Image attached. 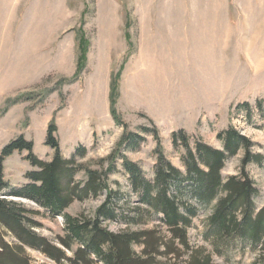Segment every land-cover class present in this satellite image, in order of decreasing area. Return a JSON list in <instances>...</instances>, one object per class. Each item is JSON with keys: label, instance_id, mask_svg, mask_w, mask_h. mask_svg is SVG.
I'll return each mask as SVG.
<instances>
[{"label": "rangeland", "instance_id": "rangeland-1", "mask_svg": "<svg viewBox=\"0 0 264 264\" xmlns=\"http://www.w3.org/2000/svg\"><path fill=\"white\" fill-rule=\"evenodd\" d=\"M0 2L7 10L12 8L11 21L20 19L18 27H0V39L3 32L7 36L5 46H0V153L24 136L34 143L39 158L51 160L54 151L46 145V138L50 123L55 121L63 155L71 158L83 146L88 155L79 162L101 168L98 162L115 153L125 131L111 114V83L118 77L116 108L123 122L137 133L153 123L175 166L182 167L172 134L180 129L223 149L217 136L233 127L252 140L256 153L264 154V0ZM81 32L89 49L86 68L79 75ZM10 34L16 39L17 56L24 57L22 62L31 58V64L20 60L7 64L13 46ZM31 65L30 78L10 89L8 82L14 73L29 74ZM37 69L40 71L35 73ZM245 104L250 105L251 117L243 109ZM145 137L138 151L122 149L121 153L153 180L157 142L153 135ZM27 155L26 151L15 152L5 162L6 181L15 189L24 187L28 183L25 175L34 170ZM242 158L243 152L227 162L224 178L240 173ZM122 165V160H117L111 186L124 194L121 205L126 201L124 207L133 208L139 201ZM247 172L259 190L256 207L260 210L264 207V164L250 165ZM84 179L83 172L77 176L79 181ZM13 200L40 212L37 220L42 227L37 232L41 236L56 242L64 235L62 217L51 216L35 202ZM105 200L106 195L76 201L66 214L91 215ZM200 208V216L189 230L191 244L205 248L216 264H254L258 252L243 247L240 240L222 242L217 250L215 241L205 238L212 208ZM160 220L157 215L147 228L162 225ZM105 226L116 233L127 229L120 221ZM8 241L15 242L12 237ZM26 249L32 264H56L42 253Z\"/></svg>", "mask_w": 264, "mask_h": 264}, {"label": "trees", "instance_id": "trees-1", "mask_svg": "<svg viewBox=\"0 0 264 264\" xmlns=\"http://www.w3.org/2000/svg\"><path fill=\"white\" fill-rule=\"evenodd\" d=\"M88 49L86 36L81 32L79 75L86 68ZM118 79L114 77L111 83V114L125 131L115 153L98 162L101 168L79 162L88 155L83 146L71 158L63 155L55 121L50 123L46 138V145L54 151L51 160L39 158L34 153V143L24 136L11 141L1 151L0 264H32L26 248L42 253L56 264H216L205 248L193 246L189 239V230L200 216V206L212 208L205 238L213 239L217 250L222 242L237 239L243 247L250 246L258 252L254 264H264V207L257 210L259 190L247 172L250 165L264 164V154L256 153L252 140L233 127L220 131L217 136L223 149L180 129L172 134V144L182 167L175 166L166 155L159 130L153 123L152 127H143L137 133L123 122L116 108ZM243 107L251 117L250 105ZM146 134L153 135L157 142L153 180L146 177L139 164L121 153L122 149L138 151L146 141ZM24 151L34 170L25 175L28 183L15 189L6 181L4 165L15 152ZM241 152L240 173L224 178L227 162ZM119 159L129 177L130 190L139 201L133 208L124 207L126 201L122 206L124 194L111 186L110 175L118 170ZM82 172L85 179L79 181L77 176ZM104 195L105 202L91 215L66 214L74 202L100 199ZM15 198L35 202L51 216L62 217L64 235L57 237L56 242L41 236L37 232L42 227L37 220L40 212L27 209ZM157 215L161 216L162 225L147 228ZM119 221L127 229L116 233L105 226ZM9 237L15 242H9Z\"/></svg>", "mask_w": 264, "mask_h": 264}, {"label": "crops", "instance_id": "crops-1", "mask_svg": "<svg viewBox=\"0 0 264 264\" xmlns=\"http://www.w3.org/2000/svg\"><path fill=\"white\" fill-rule=\"evenodd\" d=\"M19 6V5H18ZM12 9V8H11ZM11 9L10 10H7L5 7H3L2 6V4H1V2H0V27H18L19 26V23H20V19L18 20V19H15L14 21L12 20L11 21V18L13 17V15L11 14ZM15 10H16V15L19 17V9H18V7H16L15 8ZM14 10V11H15ZM13 11V12H14ZM16 17V16H15ZM4 35H5V32H3L2 33V35H1V41H0V46H2V45H4L5 46V44H6V42L5 41H7V36L6 37H4ZM9 40H10V43H12V47H10L11 48V51H10V54L8 55V57L6 58L7 60H5V61H7L8 63V65H10L11 63H15V61H19L20 60V62H22L21 61V59L22 58H24V57H21V56H17V54H16V50H15V47H16V42H15V38H14V34L13 35H11L10 34V36H9ZM6 39V40H5ZM5 40V41H4ZM8 48V47H7ZM7 51V50H6ZM16 54V56H14V55ZM1 60H3V54L1 55ZM1 60H0V62H1ZM31 61H32V59L31 58H27V59H24V62H22V63H24V65H27V63H29V64H31ZM33 62V61H32ZM24 68V67H23ZM39 68V67H38ZM22 68H20L19 70H21ZM25 69V68H24ZM32 69H34V67H32V65H31V69H29V74H26V75H23V76H19V75H17V71L14 73L15 74V76H13V79H11V81H9L8 82V85L10 86V89H13V88H15V87H17V84H20L21 82H23L24 80H28L29 78H30V76H31V72H32ZM5 70H6V68H5ZM40 70L39 69H37L36 71H35V73H38ZM3 73V72H2ZM17 75V76H16ZM25 83V82H24ZM23 83V84H24ZM22 85V84H21ZM20 154V153H19ZM48 160H50V159H48Z\"/></svg>", "mask_w": 264, "mask_h": 264}]
</instances>
